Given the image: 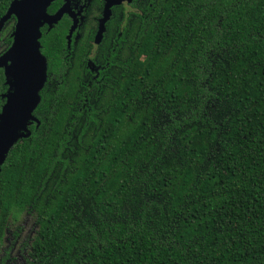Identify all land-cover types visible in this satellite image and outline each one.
Segmentation results:
<instances>
[{"label":"trees","instance_id":"trees-1","mask_svg":"<svg viewBox=\"0 0 264 264\" xmlns=\"http://www.w3.org/2000/svg\"><path fill=\"white\" fill-rule=\"evenodd\" d=\"M120 5L99 43L100 0L71 40L66 16L40 29V101L0 164V264L21 214L24 264H264V0Z\"/></svg>","mask_w":264,"mask_h":264},{"label":"water","instance_id":"water-1","mask_svg":"<svg viewBox=\"0 0 264 264\" xmlns=\"http://www.w3.org/2000/svg\"><path fill=\"white\" fill-rule=\"evenodd\" d=\"M55 0H15L9 7L7 13L0 20V31L6 21L13 15L16 17L15 31L13 33V45L0 58V68L4 67L8 61H13L10 65L13 69L12 92L6 98L4 108V124L0 130V164L4 160L5 154L10 145L16 141L17 133L25 129L28 122L34 120L32 112L37 107L40 98L38 92L45 82L46 62L40 54L41 38L40 29L47 25L49 28L61 20L65 13L74 17L69 10L68 1L54 14L49 15L47 9ZM119 4L117 0H107V5L103 18L99 22V29L95 37V42L99 43L104 32V24L110 17L109 8ZM76 28L74 20L67 39ZM23 51L27 54L30 63L35 70L36 83L39 87H34L30 93V100L23 113H19L16 108V98L19 90V82L15 76V62L19 53Z\"/></svg>","mask_w":264,"mask_h":264},{"label":"snow or ice","instance_id":"snow-or-ice-1","mask_svg":"<svg viewBox=\"0 0 264 264\" xmlns=\"http://www.w3.org/2000/svg\"><path fill=\"white\" fill-rule=\"evenodd\" d=\"M15 76L19 82V90L16 98V108L19 113H23L30 100V93L34 87H39L36 83L35 70L30 63L25 52L21 51L15 62ZM6 109L0 106V130L3 129L4 112Z\"/></svg>","mask_w":264,"mask_h":264},{"label":"rangeland","instance_id":"rangeland-1","mask_svg":"<svg viewBox=\"0 0 264 264\" xmlns=\"http://www.w3.org/2000/svg\"><path fill=\"white\" fill-rule=\"evenodd\" d=\"M35 230L36 229L31 217L24 214L19 215L16 221H12L9 223L8 228L5 232V236L3 238V250H5L6 247H8V245L11 243L13 233L17 236L15 243L12 244L14 246H12L13 248H11L8 264H24L23 259L26 251L21 247L23 243L30 242L32 240Z\"/></svg>","mask_w":264,"mask_h":264},{"label":"flooded vegetation","instance_id":"flooded-vegetation-1","mask_svg":"<svg viewBox=\"0 0 264 264\" xmlns=\"http://www.w3.org/2000/svg\"><path fill=\"white\" fill-rule=\"evenodd\" d=\"M68 1V3H69V10H70V12H71V14L74 16V17H72L70 14H67V13H65L64 15H63V17L64 16H66V17H68V19H69V21H70V27H69V31H70V28H71V26H72V24H73V22H74V20L76 21V28H75V30L77 29V27H78V25H79V23L80 22H82V23H84V8L86 7L87 8V5L90 7V4H91V1L92 0H63V3H62V5H61V7L66 3ZM101 1V3H102V7H101V10H100V16H101V18H97V24H98V29H99V22H100V20L103 18V15H104V12H105V8H106V5H107V0H100ZM117 1H119V4H117V5H112L110 8H109V11H110V15H111V11H112V9L113 8H115V7H117V6H119L120 4V6H124V7H130L131 5H129L131 2H132V0H117ZM86 3H88V4H86ZM60 7V8H61ZM59 8V9H60ZM58 9V10H59ZM57 10V11H58ZM56 11V12H57ZM55 12V13H56ZM55 13H53V14H55ZM50 15V14H49ZM98 14H94V16H97ZM62 17V18H63ZM61 18V19H62ZM10 19H13V23H14V26L16 25V17L15 16H11L10 18H9V20L8 21H10ZM44 26H47V25H44ZM43 26V27H44ZM42 27V28H43ZM48 27V26H47ZM15 28V27H14ZM98 29H97V31H98ZM75 30L72 32V34H71V37H70V39L69 40H71L72 39V37H73V33L75 32ZM69 31H68V34H69Z\"/></svg>","mask_w":264,"mask_h":264}]
</instances>
